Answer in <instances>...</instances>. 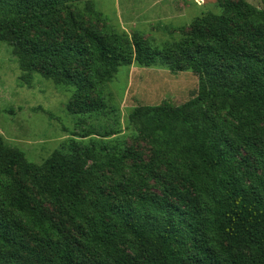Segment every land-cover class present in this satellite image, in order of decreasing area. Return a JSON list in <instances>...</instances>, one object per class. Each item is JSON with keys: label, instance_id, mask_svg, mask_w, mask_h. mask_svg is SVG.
Instances as JSON below:
<instances>
[{"label": "trees", "instance_id": "1", "mask_svg": "<svg viewBox=\"0 0 264 264\" xmlns=\"http://www.w3.org/2000/svg\"><path fill=\"white\" fill-rule=\"evenodd\" d=\"M76 1L87 0H0V44L13 47L24 71L40 66L56 85L72 87L85 115L108 107L103 86L133 63L190 70L201 79L199 94L180 107L164 102L130 113L129 125L153 147V159L134 172L125 171L132 153L121 146L102 148L108 156L100 160L75 143L74 151H58L39 168L1 144L0 249L35 228L45 247L30 250L36 264H264V9L227 2L222 14L197 17L184 38L161 44L139 32L79 28L71 11L60 43L46 46L29 36ZM243 151L255 164L242 163ZM81 153L93 158L90 166ZM18 167L65 209L93 258L77 260L64 230L30 205ZM106 167L114 168L112 178L100 175ZM142 172L169 177L163 196L136 190ZM107 178L122 198L104 195ZM7 262L22 264L14 255Z\"/></svg>", "mask_w": 264, "mask_h": 264}, {"label": "rangeland", "instance_id": "2", "mask_svg": "<svg viewBox=\"0 0 264 264\" xmlns=\"http://www.w3.org/2000/svg\"><path fill=\"white\" fill-rule=\"evenodd\" d=\"M246 2L258 10L264 9V0H87L70 2L65 6L57 22L39 24L29 29V36L46 46L60 43L68 28L67 12H73L79 28L107 34L125 33L130 37L139 32L154 44L179 41L191 31L193 21L207 13L222 14L227 2ZM78 35L79 32H76ZM103 94L108 107L100 114L85 115L80 112L73 89L67 85H56L40 66L24 71L13 47L8 42L0 44V145L8 150L17 149L23 153L27 163L44 167L58 151H74L79 144L83 151L97 159L106 160L108 154L121 147L131 150L126 159L125 171L134 172L133 166H143L153 159V147L129 125L130 113L142 106H156L164 102L180 107L196 98L201 87L199 75L190 70L173 72L166 68H146L133 63L120 67L105 86ZM97 91L91 94L94 100ZM226 112H223L225 114ZM222 114V117L224 116ZM232 116V115H231ZM106 132H112L104 137ZM94 148V149H92ZM80 156L90 166L93 158L83 153ZM242 163L255 164L250 154H241ZM24 166V165H23ZM162 170H167L166 166ZM22 168L16 174L27 193L30 205L60 226L76 254L77 260L93 258L65 209L54 203L43 193L33 178L22 176ZM143 173V172H142ZM100 175L112 178L113 167L104 168ZM141 183L136 190L143 194L163 196L164 186L171 183L169 177L161 180L135 175ZM107 178L106 197L122 198L115 189V182ZM129 186H133L130 184ZM185 190L187 184L180 183ZM88 196L94 197L87 191ZM192 196L193 193L191 194ZM18 244L0 249L2 262L10 256L20 258L22 264H36L34 253H45L43 236L35 229L21 232ZM31 250V251H30Z\"/></svg>", "mask_w": 264, "mask_h": 264}]
</instances>
